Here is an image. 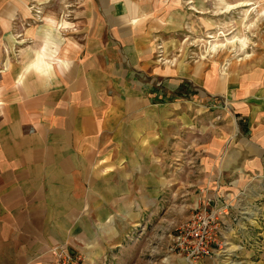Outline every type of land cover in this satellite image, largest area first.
<instances>
[{"label": "crops", "instance_id": "1", "mask_svg": "<svg viewBox=\"0 0 264 264\" xmlns=\"http://www.w3.org/2000/svg\"><path fill=\"white\" fill-rule=\"evenodd\" d=\"M73 1L0 8V264L101 251L169 179L264 175V68L165 60L144 0ZM154 79L207 100L200 141L196 105L152 102Z\"/></svg>", "mask_w": 264, "mask_h": 264}, {"label": "rangeland", "instance_id": "2", "mask_svg": "<svg viewBox=\"0 0 264 264\" xmlns=\"http://www.w3.org/2000/svg\"><path fill=\"white\" fill-rule=\"evenodd\" d=\"M144 1L143 9L151 15L157 48L165 60H210L232 71L264 68V0ZM18 3L54 16L55 10L69 7L74 1L0 0V8H15ZM162 82L152 81V102L194 103L200 141L199 136L205 134L201 127L205 122L202 106H209L207 100L199 99L191 83L169 89ZM207 124L210 126V122ZM220 177L181 175L178 190L169 179L168 188L157 202L149 201L140 213L133 210L131 219L135 221L123 233L117 235L112 229L118 224L111 221V243H102L103 252L96 246L92 255L82 256L80 264H264V175L253 176L251 185L246 177L244 182L235 176ZM225 182L230 187L220 191L217 183ZM199 211L215 213L219 218L218 242L213 245L214 255L190 260L176 236L179 227Z\"/></svg>", "mask_w": 264, "mask_h": 264}, {"label": "built area", "instance_id": "3", "mask_svg": "<svg viewBox=\"0 0 264 264\" xmlns=\"http://www.w3.org/2000/svg\"><path fill=\"white\" fill-rule=\"evenodd\" d=\"M219 218L215 213L196 212L179 227L178 239L182 250L187 251L191 259L207 257L215 254L214 243H217ZM51 264H80V258L71 254L66 248L55 253Z\"/></svg>", "mask_w": 264, "mask_h": 264}]
</instances>
